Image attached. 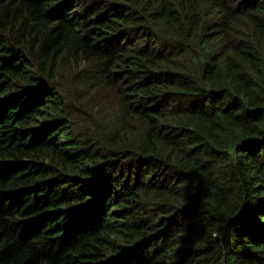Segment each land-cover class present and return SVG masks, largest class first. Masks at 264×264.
I'll use <instances>...</instances> for the list:
<instances>
[{
    "label": "trees",
    "instance_id": "1",
    "mask_svg": "<svg viewBox=\"0 0 264 264\" xmlns=\"http://www.w3.org/2000/svg\"><path fill=\"white\" fill-rule=\"evenodd\" d=\"M0 264H264V0H0Z\"/></svg>",
    "mask_w": 264,
    "mask_h": 264
}]
</instances>
